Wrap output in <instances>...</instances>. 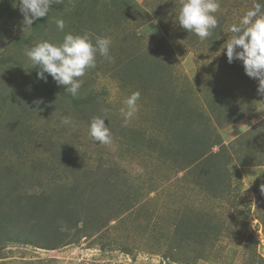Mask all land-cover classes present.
I'll return each mask as SVG.
<instances>
[{"label": "rangeland", "instance_id": "rangeland-1", "mask_svg": "<svg viewBox=\"0 0 264 264\" xmlns=\"http://www.w3.org/2000/svg\"><path fill=\"white\" fill-rule=\"evenodd\" d=\"M257 2L219 0L201 40L180 0H63L24 32L0 0V264H264V96L223 50ZM68 32L112 42L75 97L23 54Z\"/></svg>", "mask_w": 264, "mask_h": 264}, {"label": "clouds", "instance_id": "clouds-1", "mask_svg": "<svg viewBox=\"0 0 264 264\" xmlns=\"http://www.w3.org/2000/svg\"><path fill=\"white\" fill-rule=\"evenodd\" d=\"M61 4L63 0H15V7L23 17L22 31L30 30L35 21L49 15L53 5ZM219 8V0H180L178 25L204 40L218 26L215 14ZM55 24L63 33L66 27L64 19L57 18ZM229 30L232 36L223 47L228 62H242L245 74L259 81L257 92L264 96V4L254 3ZM111 43V38L104 35L68 32L57 43L48 40L35 42L26 47L23 54L31 62L32 68L38 67V79L47 82L48 76H51L58 86H65L67 94L75 97L85 83L82 78L86 72L96 68L97 57L111 59ZM139 99L140 93L136 91L124 100V107L120 111L125 122L137 113ZM44 103L42 97L32 101L37 109ZM62 123L67 125L71 121L65 117ZM88 135L99 144L112 142L111 130L102 116L91 118Z\"/></svg>", "mask_w": 264, "mask_h": 264}]
</instances>
